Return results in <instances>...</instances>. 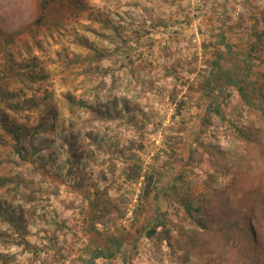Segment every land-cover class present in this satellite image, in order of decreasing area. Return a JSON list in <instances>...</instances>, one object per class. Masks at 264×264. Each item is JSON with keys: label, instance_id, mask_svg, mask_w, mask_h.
Segmentation results:
<instances>
[{"label": "rangeland", "instance_id": "1", "mask_svg": "<svg viewBox=\"0 0 264 264\" xmlns=\"http://www.w3.org/2000/svg\"><path fill=\"white\" fill-rule=\"evenodd\" d=\"M0 178V264H264V0H0Z\"/></svg>", "mask_w": 264, "mask_h": 264}, {"label": "trees", "instance_id": "2", "mask_svg": "<svg viewBox=\"0 0 264 264\" xmlns=\"http://www.w3.org/2000/svg\"><path fill=\"white\" fill-rule=\"evenodd\" d=\"M215 63H217V61H216ZM247 78H248L247 75L244 74L243 79H244V80H247ZM242 91L244 92L243 89H242ZM243 92H241V95H242V96H244V93H243ZM246 95H247V94H246ZM14 137H15V139H16V141H17L18 148H19V147H20V143L22 142V141H21V136H20L17 132H15ZM145 178H146V180H147V184H146V187H145V190H144V194H145L146 197H150L151 194H152L154 191H156V188L153 187L154 178H153L152 176H147V177H145ZM0 186H1V187H4V186H5V179H4V178H0ZM114 243H115V248H114V250L109 252V256H111V257H113L114 255H116V252H117L116 250H117V248L119 247L118 242H114ZM107 251H109V250H107ZM93 259H94V258H93Z\"/></svg>", "mask_w": 264, "mask_h": 264}]
</instances>
